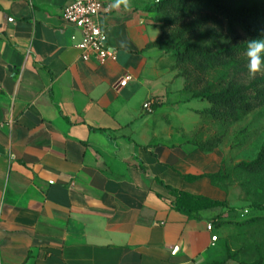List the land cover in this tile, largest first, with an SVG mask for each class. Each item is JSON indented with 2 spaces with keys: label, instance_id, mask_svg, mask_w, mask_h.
<instances>
[{
  "label": "crops",
  "instance_id": "0c3cea01",
  "mask_svg": "<svg viewBox=\"0 0 264 264\" xmlns=\"http://www.w3.org/2000/svg\"><path fill=\"white\" fill-rule=\"evenodd\" d=\"M73 1L0 0V264H206L219 208L186 214L173 189L228 200L205 176L224 155L189 143L203 100L148 48L160 0L99 17L116 53L104 64L82 59Z\"/></svg>",
  "mask_w": 264,
  "mask_h": 264
},
{
  "label": "trees",
  "instance_id": "16d2710c",
  "mask_svg": "<svg viewBox=\"0 0 264 264\" xmlns=\"http://www.w3.org/2000/svg\"><path fill=\"white\" fill-rule=\"evenodd\" d=\"M152 11L163 34L148 48H158L174 57V68L185 79L186 96L210 104L199 113L204 120L210 117L222 124H237L264 108V73L251 77L246 55L247 40L264 36V0H160ZM221 38L225 40L220 41ZM198 136L189 143L199 150L212 153L219 148L221 139L198 140ZM233 175L241 178L247 195L254 194L255 200L264 202V145L255 160L205 176L227 191L220 183ZM173 192L178 196V209L186 214L226 204L174 189ZM255 224H264V217L236 223L240 228ZM222 249V255L206 264H264L261 243L255 244L257 257L253 260L240 258L249 250L247 246L234 250L226 240Z\"/></svg>",
  "mask_w": 264,
  "mask_h": 264
},
{
  "label": "rangeland",
  "instance_id": "374dc122",
  "mask_svg": "<svg viewBox=\"0 0 264 264\" xmlns=\"http://www.w3.org/2000/svg\"><path fill=\"white\" fill-rule=\"evenodd\" d=\"M224 40L225 38L220 39V41ZM263 73L264 70L259 75ZM192 105L202 110L208 108L210 104L207 101H196ZM204 121L205 124L197 139H221L218 151L224 155L223 170L232 169L241 162L255 160L264 145V108L253 112L237 124H222L210 117ZM240 179L239 176L233 175L230 180L220 183L230 196L224 206L217 207L219 212L216 218L219 219L217 224L218 228H221V235L217 232L218 241L213 251L215 256L222 255V245L227 240L234 250L249 247V250L244 251L240 258L253 260L257 257L256 243H261L264 250V224L240 228L236 223L253 217H264V202L255 200L254 194L247 195L241 186ZM256 185L261 186L259 182ZM245 210H248V214L244 213Z\"/></svg>",
  "mask_w": 264,
  "mask_h": 264
},
{
  "label": "built area",
  "instance_id": "2783aa9c",
  "mask_svg": "<svg viewBox=\"0 0 264 264\" xmlns=\"http://www.w3.org/2000/svg\"><path fill=\"white\" fill-rule=\"evenodd\" d=\"M112 11V5L104 0H74L64 10V20L82 32L79 49L84 61L95 59L98 63L104 64L108 60L116 59V53L108 47L105 32L99 23L101 15H108ZM132 80V76H125L120 82V87L127 86ZM156 104V99L150 100L145 106V111L153 113ZM244 213L248 214V210H245ZM207 230L213 233L215 230L214 224L209 223ZM217 241L218 236L213 235L212 243L216 244Z\"/></svg>",
  "mask_w": 264,
  "mask_h": 264
},
{
  "label": "clouds",
  "instance_id": "9594fccd",
  "mask_svg": "<svg viewBox=\"0 0 264 264\" xmlns=\"http://www.w3.org/2000/svg\"><path fill=\"white\" fill-rule=\"evenodd\" d=\"M121 4L125 9L131 8V0H115L112 6L118 8ZM262 52H264V36L247 40V68L249 75L253 78L264 70V58L261 57Z\"/></svg>",
  "mask_w": 264,
  "mask_h": 264
}]
</instances>
